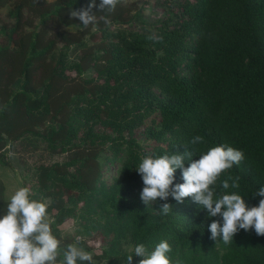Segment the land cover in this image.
I'll return each mask as SVG.
<instances>
[{
    "label": "trees",
    "instance_id": "obj_1",
    "mask_svg": "<svg viewBox=\"0 0 264 264\" xmlns=\"http://www.w3.org/2000/svg\"><path fill=\"white\" fill-rule=\"evenodd\" d=\"M152 1L163 14L148 22L141 6L120 1L103 13L95 0L97 23L87 29L69 13L92 0L0 2L13 19L0 22V165L15 145L42 142L47 154L66 155L35 164L29 187L30 200L49 205L58 264L72 243L59 225L76 211L84 233L104 241L92 262L77 264H127L136 244L151 253L162 240L172 264H264V236L241 229L229 244L210 239L221 217H207L191 197L146 206L136 171L145 156L187 149L195 160L226 145L245 158L220 175L216 197L235 192L249 207L264 199L255 196L264 187V0ZM153 33L163 41L148 39ZM197 135L205 142L192 145ZM101 154L118 162L109 184ZM174 175L183 183L180 169ZM229 176L240 177L238 189L222 188ZM9 202L0 182V216Z\"/></svg>",
    "mask_w": 264,
    "mask_h": 264
},
{
    "label": "clouds",
    "instance_id": "obj_2",
    "mask_svg": "<svg viewBox=\"0 0 264 264\" xmlns=\"http://www.w3.org/2000/svg\"><path fill=\"white\" fill-rule=\"evenodd\" d=\"M120 0H101L99 9L104 12H114ZM97 7L92 0L87 7L70 9V17L78 19L80 25L87 29L97 23V14L93 8ZM105 24L109 23L106 16L101 17ZM148 39L162 42L163 37L151 34ZM204 138L197 135L192 138V145L203 144ZM242 150L218 145L209 148L193 159V152L185 149L182 153L159 157L145 156L136 171L141 175L144 187L140 198L148 206L157 198L167 200L169 196L178 203L191 197L201 209L206 210L207 217H221L212 220L208 229L210 239L221 240L225 244L233 241V236L239 230H255L258 236H264V199H260L258 206L249 207L245 199L233 192L221 193L216 197V185L220 175L239 165L244 160ZM188 166L185 167V163ZM181 170L183 183H174L175 172ZM239 176H229L221 181L224 190L238 189ZM231 181V184H230ZM30 189L21 187L10 197L6 214L0 216V264H58L60 240L52 233L50 222L46 219L48 204L30 200ZM255 196L264 197V187H260ZM167 215L171 205L164 203L159 210ZM83 238L77 236L74 243L67 245L63 251V260L59 264H77V261H93L92 253L81 247ZM172 251L169 243L162 240L151 253L145 245L138 243L134 247V254L127 256V264H132L133 256L142 257L139 264H172L167 255Z\"/></svg>",
    "mask_w": 264,
    "mask_h": 264
},
{
    "label": "rangeland",
    "instance_id": "obj_3",
    "mask_svg": "<svg viewBox=\"0 0 264 264\" xmlns=\"http://www.w3.org/2000/svg\"><path fill=\"white\" fill-rule=\"evenodd\" d=\"M125 5H131L132 9H136L139 6L143 7L142 15L149 22L162 16V10L157 7L152 0H120ZM1 3L7 2V0H0ZM7 4H2L0 8V22H12V18L7 13ZM4 39L0 35V43ZM70 57H73L76 53L71 49L69 53ZM72 75L71 72H66ZM66 158L65 154L49 155L45 152L42 142H38V148L32 150L30 148L23 149L20 146L15 145V152L8 151L3 155V160L7 163L8 167L0 165V182L3 185V197L5 200H10V197L16 190L21 187L29 188L33 182L31 176V168L39 163H50L52 161H62ZM101 162V177L106 184H109L112 176L115 174L118 162L111 160L105 154L100 155ZM59 232L62 238L69 239L72 243L75 242L76 237H82V246L85 251L92 254L97 253L104 245V241H101L93 231H90L88 235L84 233V226L81 219L78 218V211L74 216L67 218L59 225ZM130 246H126L127 250H130Z\"/></svg>",
    "mask_w": 264,
    "mask_h": 264
}]
</instances>
